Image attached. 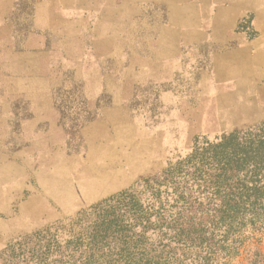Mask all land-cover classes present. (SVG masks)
<instances>
[{
  "label": "rangeland",
  "instance_id": "1",
  "mask_svg": "<svg viewBox=\"0 0 264 264\" xmlns=\"http://www.w3.org/2000/svg\"><path fill=\"white\" fill-rule=\"evenodd\" d=\"M88 17L0 0V264H264V108Z\"/></svg>",
  "mask_w": 264,
  "mask_h": 264
},
{
  "label": "crops",
  "instance_id": "2",
  "mask_svg": "<svg viewBox=\"0 0 264 264\" xmlns=\"http://www.w3.org/2000/svg\"><path fill=\"white\" fill-rule=\"evenodd\" d=\"M66 1L98 27L122 19L142 30L154 73L180 77L179 87H220L264 108V0Z\"/></svg>",
  "mask_w": 264,
  "mask_h": 264
},
{
  "label": "trees",
  "instance_id": "3",
  "mask_svg": "<svg viewBox=\"0 0 264 264\" xmlns=\"http://www.w3.org/2000/svg\"><path fill=\"white\" fill-rule=\"evenodd\" d=\"M257 159V157H254ZM254 165L256 166V163H254ZM264 189V188H263ZM259 203H251L249 206H247V209H244L246 207H243V209L245 211H247L250 214V222L252 223L253 221H258L259 220V214L258 212H261L262 214H264V201L261 200L257 201Z\"/></svg>",
  "mask_w": 264,
  "mask_h": 264
}]
</instances>
